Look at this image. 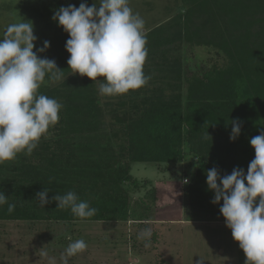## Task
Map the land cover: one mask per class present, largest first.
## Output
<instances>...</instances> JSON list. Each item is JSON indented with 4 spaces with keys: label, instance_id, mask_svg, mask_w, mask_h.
I'll return each instance as SVG.
<instances>
[{
    "label": "trees",
    "instance_id": "trees-1",
    "mask_svg": "<svg viewBox=\"0 0 264 264\" xmlns=\"http://www.w3.org/2000/svg\"><path fill=\"white\" fill-rule=\"evenodd\" d=\"M180 1L183 12L146 31L147 84L105 101L96 80L67 76L69 36L55 20L52 59L65 80L51 85L46 73L38 94L62 104L60 119L31 155L21 152L14 161L0 163V192L7 196L0 220H129V190L137 187L136 180L128 182L131 164L165 165L191 156L199 162L186 186L189 216L224 219L223 201L211 202L214 192L206 173L216 167L224 176L243 166L246 174L254 150L243 142L264 131V0ZM81 2L92 6L89 0L73 4ZM184 44L212 47L222 61L187 72L176 54ZM234 120L240 134L230 140ZM43 189L51 202L41 207L36 193ZM68 191L96 208V214L79 218L70 208L56 207L51 197ZM154 191L144 194L151 203ZM9 203L15 204L12 213ZM135 205L146 214L140 220L147 221L151 207Z\"/></svg>",
    "mask_w": 264,
    "mask_h": 264
},
{
    "label": "clouds",
    "instance_id": "clouds-1",
    "mask_svg": "<svg viewBox=\"0 0 264 264\" xmlns=\"http://www.w3.org/2000/svg\"><path fill=\"white\" fill-rule=\"evenodd\" d=\"M52 18L68 33L65 48L70 54L67 64L71 73L92 81L102 77L105 82L98 85L101 95H123L147 84L150 76L143 71L148 55L145 21L133 12L129 0H100L99 7L95 3L69 4ZM36 39L32 22L25 20L10 24L0 39V163L14 161L21 152L31 155L41 137L47 138L49 127L60 119L62 104L38 94V89L46 73L52 82L65 80V76L54 59L37 55L49 47L48 41L33 51ZM232 124L229 138L235 140L240 124L235 120ZM250 145L254 158L246 174L242 168H233L231 174L221 176L213 167L207 170L206 183L214 192L211 202L223 201L219 211L244 252V264H264V131L252 137ZM47 193V189L36 193L41 207L51 202ZM51 200L57 202L56 207L70 208L79 218L97 212L73 191L54 195ZM5 203L7 196L0 192V205ZM14 210L15 204L9 203L8 213ZM151 236V228H145L138 238L146 240L144 246L149 247ZM86 249L83 239L71 242L60 258L62 264Z\"/></svg>",
    "mask_w": 264,
    "mask_h": 264
},
{
    "label": "rangeland",
    "instance_id": "rangeland-1",
    "mask_svg": "<svg viewBox=\"0 0 264 264\" xmlns=\"http://www.w3.org/2000/svg\"><path fill=\"white\" fill-rule=\"evenodd\" d=\"M74 1L0 0V39L10 24L31 21L37 37L33 51L43 48L44 41H48L49 47L37 55L52 59L56 27L52 17L62 4L67 7L74 5ZM89 3L99 7L100 0ZM129 6L145 21V32L185 10L180 0H129ZM176 54L187 72L222 61L221 53L202 45L184 44ZM69 55L68 52L65 55L66 63ZM72 75L70 70L67 76ZM63 80L49 83L56 85ZM102 82H105L102 77L95 82L101 101L114 99L117 95L100 94L98 85ZM243 143L254 150L250 139ZM198 162L192 156L165 165L133 162L128 182L136 180L138 188L129 190V210L133 212L129 220L77 223L0 220V264H62L60 258L66 248L78 239L86 242L87 249L69 257L68 264H196L200 260L202 264H244V252L232 238L225 219L189 216L186 186ZM150 188L155 190L152 203L144 197ZM136 203L151 207L147 221L140 220L145 212ZM145 228L152 230L149 247L144 246L146 240L138 238ZM42 252L47 255L42 256Z\"/></svg>",
    "mask_w": 264,
    "mask_h": 264
},
{
    "label": "crops",
    "instance_id": "crops-1",
    "mask_svg": "<svg viewBox=\"0 0 264 264\" xmlns=\"http://www.w3.org/2000/svg\"><path fill=\"white\" fill-rule=\"evenodd\" d=\"M222 225V224H221Z\"/></svg>",
    "mask_w": 264,
    "mask_h": 264
}]
</instances>
